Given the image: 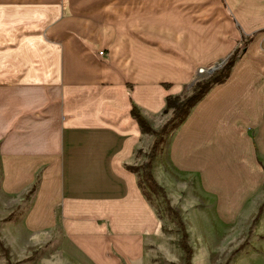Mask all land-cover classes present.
Returning <instances> with one entry per match:
<instances>
[{"label": "crops", "instance_id": "1", "mask_svg": "<svg viewBox=\"0 0 264 264\" xmlns=\"http://www.w3.org/2000/svg\"><path fill=\"white\" fill-rule=\"evenodd\" d=\"M262 28L264 0H0V238L29 250L58 226L75 264H146L164 233L139 180L154 135L132 106L161 127L168 95ZM153 173L171 190L197 179L225 224L255 218L264 35L166 133Z\"/></svg>", "mask_w": 264, "mask_h": 264}, {"label": "rangeland", "instance_id": "2", "mask_svg": "<svg viewBox=\"0 0 264 264\" xmlns=\"http://www.w3.org/2000/svg\"><path fill=\"white\" fill-rule=\"evenodd\" d=\"M257 35H264V28L252 34H243L231 55L238 50V59ZM230 56L207 68L199 69L198 80L208 77L207 71L212 66L221 63L219 69L223 68ZM164 116L166 120L156 130L162 128L171 119L172 112L164 113ZM170 130L171 128L168 132ZM161 146L162 143L160 149ZM151 147L146 152L142 168L148 161ZM139 180L143 192L156 209L163 223L164 233L162 251L150 255L146 264H186L185 253L182 248L183 233L175 213H178L185 223L189 235V244L193 249L192 264H263L261 255L264 252V205L257 220H255L256 215L248 224L229 225L220 219L214 198H207L203 191L198 188L197 179L175 177L172 179L174 181L172 190L171 187L160 185L156 180L163 188L161 190L145 178L143 169ZM180 182H188L189 185L188 187L187 185L180 186ZM60 235L61 231L57 226L51 232L50 242L46 243L45 246H43L42 241L36 242L35 246L29 250H26L25 243L21 247L11 248L0 238V264H75V258L62 256ZM42 237L41 235L38 239L42 240Z\"/></svg>", "mask_w": 264, "mask_h": 264}, {"label": "trees", "instance_id": "3", "mask_svg": "<svg viewBox=\"0 0 264 264\" xmlns=\"http://www.w3.org/2000/svg\"><path fill=\"white\" fill-rule=\"evenodd\" d=\"M238 57V50H236L228 59L225 66L221 69L214 71L208 77L200 79L194 83V85L186 90L181 95H168L166 97V107L164 113L172 112L171 119L159 130H156L152 127L149 120L142 114L141 110L136 106H132L131 114L138 121L141 128L147 132L152 133L155 137L154 143L149 152L148 161L143 165L145 172V178L150 181V183L157 188L163 190V188L158 184L153 175V163L157 157V154L160 149L161 143L164 141V136L168 130L178 127L189 115L191 109L208 93V91L218 83H223L228 79L231 73V69L236 62ZM166 88L169 87V84L165 83ZM35 189V186L34 188ZM263 205H261L259 212L255 218L259 217L263 210ZM175 211V210H173ZM176 212V211H175ZM176 218L178 220L179 226L182 230V248L185 253L186 264H192L193 249L189 244V235L185 228V223L178 213Z\"/></svg>", "mask_w": 264, "mask_h": 264}, {"label": "water", "instance_id": "4", "mask_svg": "<svg viewBox=\"0 0 264 264\" xmlns=\"http://www.w3.org/2000/svg\"><path fill=\"white\" fill-rule=\"evenodd\" d=\"M222 62H224V61H222ZM220 64H221V63H220ZM220 64L210 67V68L208 69V71H207L208 75L212 74L214 71H216L217 69H219L220 66H221Z\"/></svg>", "mask_w": 264, "mask_h": 264}]
</instances>
